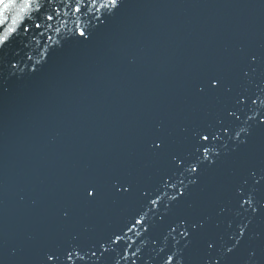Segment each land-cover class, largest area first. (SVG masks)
Here are the masks:
<instances>
[{"label": "water", "instance_id": "1", "mask_svg": "<svg viewBox=\"0 0 264 264\" xmlns=\"http://www.w3.org/2000/svg\"><path fill=\"white\" fill-rule=\"evenodd\" d=\"M13 16L0 264H264V0H33Z\"/></svg>", "mask_w": 264, "mask_h": 264}, {"label": "snow or ice", "instance_id": "2", "mask_svg": "<svg viewBox=\"0 0 264 264\" xmlns=\"http://www.w3.org/2000/svg\"><path fill=\"white\" fill-rule=\"evenodd\" d=\"M32 3L33 0H0V23H4L5 18L7 16L8 13L15 11V16H13L12 20H13V24L15 25L18 21H20L21 17H23L24 15H26L31 7H32ZM108 4L112 5V6H116L117 5V0H108ZM75 11H80V8L77 7L75 9ZM49 19H51V17H49ZM37 27H39V25H37ZM15 29L14 28H9L8 32L12 33ZM80 35H84L83 31H80ZM5 42V37L4 36H0V43H4ZM255 59V57H253V60ZM248 73L245 72L244 75L246 76ZM220 85V81L218 79H216L215 77H211L209 78V80L207 81V83L205 85H194L193 87L198 91V92H204L205 88H210V89H215L217 88V86ZM262 123H264V121H262ZM209 137L208 135H203L202 139L207 140ZM152 146L156 149H159L161 147V144L159 142L153 141ZM205 152L207 153L208 149L205 148L204 149ZM205 159H207V156H205ZM192 172L196 171V168L193 167L191 169ZM125 191H127V189H124ZM182 194V193H181ZM88 196H92L93 192L92 191H88L87 192ZM153 203H155V201H153ZM245 203H250V201H245ZM136 223H141V221L137 220ZM244 235V232L241 231L240 232V236L242 237ZM117 239H119L117 237ZM208 248H212L213 244L212 243H208ZM233 249L232 248H228L227 252H232ZM69 255V259H71V253L68 254ZM54 259V254H49L47 256V260H53Z\"/></svg>", "mask_w": 264, "mask_h": 264}]
</instances>
